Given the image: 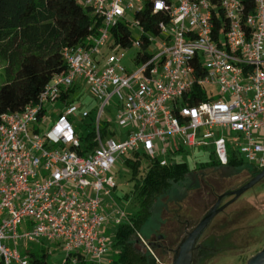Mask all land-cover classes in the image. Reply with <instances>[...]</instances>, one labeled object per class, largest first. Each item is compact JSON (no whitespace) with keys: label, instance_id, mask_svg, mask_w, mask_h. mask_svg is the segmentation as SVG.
<instances>
[{"label":"built area","instance_id":"obj_1","mask_svg":"<svg viewBox=\"0 0 264 264\" xmlns=\"http://www.w3.org/2000/svg\"><path fill=\"white\" fill-rule=\"evenodd\" d=\"M76 1L101 20L97 34L64 50L67 71L36 103L0 115V264H32L33 252L22 253L18 243L43 241L61 248L71 264H103L112 249L105 229L129 219L114 203L104 204L116 189L113 169L130 153L167 166L177 154L205 147L220 166L243 156L264 170V0L251 14L241 0ZM148 4L168 20L154 34L136 19L143 31L132 40L141 50L139 68L129 72L104 50L115 28L130 29L127 13L136 18ZM81 84L100 102L94 118L82 113L92 119L86 143L73 124L79 107L67 102ZM115 99V124L127 133L105 118ZM58 102L67 110L42 134L46 108ZM139 238L157 264H167ZM47 250L40 253L51 255Z\"/></svg>","mask_w":264,"mask_h":264},{"label":"rangeland","instance_id":"obj_2","mask_svg":"<svg viewBox=\"0 0 264 264\" xmlns=\"http://www.w3.org/2000/svg\"><path fill=\"white\" fill-rule=\"evenodd\" d=\"M125 23L132 30L133 40L139 41L143 31L136 24L135 12L127 13ZM145 34L152 36L148 32ZM140 51L137 44L129 49H123L111 35L104 50V57L115 55L121 58V64L132 72L139 68L136 58ZM5 68L6 61L0 57V87L6 83ZM67 102L79 107L78 112L73 116L76 121L73 124L83 143H86L92 132L91 118L97 114L100 102L85 84L75 87ZM116 104L115 99L112 101V106L107 109L105 118L113 120L116 131L127 133L128 130L115 124L118 111V108H115ZM66 110V105L62 102L48 105L45 121L40 125L42 134L53 127L59 114ZM84 112L91 113L92 117L83 119L82 113ZM105 126L106 124H103L102 128L104 129ZM228 139L231 141L232 138ZM212 152L211 148L204 147L195 152H181L176 155L175 160L186 162L191 171L184 181L173 185L170 191L160 197L153 207L151 219L141 231L142 237L149 244H153L155 254L167 264H173L175 251L215 206L220 195L238 190L259 173L245 161L243 156L240 158L244 165L240 168L212 166L214 162ZM230 154L232 155L231 149ZM125 160V157L119 159L113 169L116 189L112 191L111 197L105 199L104 206L108 208L109 203H114L125 213L133 214L138 209L134 195L135 182L131 180V169L126 165ZM224 199L223 205L229 203L231 197ZM104 233L112 244L116 228L108 225ZM161 236L162 238L159 239ZM43 243L42 246V244L19 242L18 249L22 253L41 254L43 248L50 247L47 252H52V254L47 256V263H65L66 253L61 248L56 244H48L45 241ZM160 245L166 248L160 250L158 247ZM263 248L264 179L214 218L197 244L193 264H247L248 260ZM114 252L112 248L103 264H108V260L114 257Z\"/></svg>","mask_w":264,"mask_h":264},{"label":"trees","instance_id":"obj_3","mask_svg":"<svg viewBox=\"0 0 264 264\" xmlns=\"http://www.w3.org/2000/svg\"><path fill=\"white\" fill-rule=\"evenodd\" d=\"M241 2L246 14L254 13L256 0ZM136 19L154 34L158 33L160 22L168 20L162 13H153L150 4ZM100 26L101 20L93 11L76 0H0V57L6 61V83L0 87V115L20 112L36 103L53 77L67 71L64 50L84 44L97 34ZM113 36L122 48L132 46V32L123 24L113 30ZM92 139L93 133L87 140ZM91 146L92 142L86 148ZM125 158L131 180L135 182L138 209L116 228L111 264H157L139 235L151 219L156 202L173 185L184 181L191 169L186 162L176 160L161 166L159 159H149L141 152L130 153ZM243 165L232 160L229 166ZM212 166L219 164L214 161ZM152 249L155 250L153 246ZM30 260L32 264H48L45 253H32ZM64 264L71 263L66 259Z\"/></svg>","mask_w":264,"mask_h":264},{"label":"water","instance_id":"obj_4","mask_svg":"<svg viewBox=\"0 0 264 264\" xmlns=\"http://www.w3.org/2000/svg\"><path fill=\"white\" fill-rule=\"evenodd\" d=\"M264 179V170L259 172L251 181L242 186L236 191L228 192L219 197L218 202L208 212V214L200 221L196 228L188 234L187 238L182 241L179 248L175 251L173 264H193L194 252L197 248V244L202 237L205 230L212 223L214 218L226 210L229 206L234 204L242 195L254 188ZM226 197H232L230 202L221 205L222 201ZM159 237V239H161ZM152 245V244H150ZM247 264H264V248L258 252L255 256L248 260Z\"/></svg>","mask_w":264,"mask_h":264},{"label":"flooded vegetation","instance_id":"obj_5","mask_svg":"<svg viewBox=\"0 0 264 264\" xmlns=\"http://www.w3.org/2000/svg\"><path fill=\"white\" fill-rule=\"evenodd\" d=\"M220 196H222V195H220ZM219 196V197H220ZM219 197L217 198V201H216V203L218 202V199H219ZM232 198V197H231ZM225 203V199L222 201V203H221V205H223ZM152 244V243H151ZM152 246H153V244H152ZM159 247V249L161 250L162 248H165V247H163V246H158Z\"/></svg>","mask_w":264,"mask_h":264},{"label":"crops","instance_id":"obj_6","mask_svg":"<svg viewBox=\"0 0 264 264\" xmlns=\"http://www.w3.org/2000/svg\"><path fill=\"white\" fill-rule=\"evenodd\" d=\"M33 253H34V254H38L37 252H33ZM38 255H39V254H38ZM109 260H110V262H111L112 259H109ZM109 260H108V261H109ZM110 264H111V263H110Z\"/></svg>","mask_w":264,"mask_h":264}]
</instances>
